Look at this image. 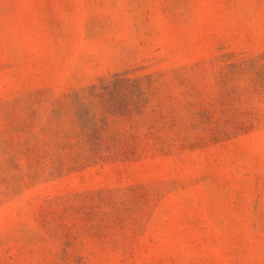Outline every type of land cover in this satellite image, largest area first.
<instances>
[{
    "label": "rangeland",
    "instance_id": "obj_1",
    "mask_svg": "<svg viewBox=\"0 0 264 264\" xmlns=\"http://www.w3.org/2000/svg\"><path fill=\"white\" fill-rule=\"evenodd\" d=\"M0 264H264V0H0Z\"/></svg>",
    "mask_w": 264,
    "mask_h": 264
}]
</instances>
